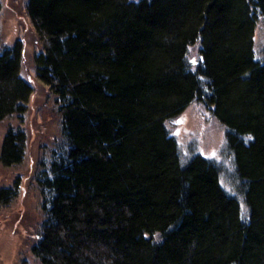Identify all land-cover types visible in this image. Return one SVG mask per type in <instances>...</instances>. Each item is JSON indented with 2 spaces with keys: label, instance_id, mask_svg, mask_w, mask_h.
Returning <instances> with one entry per match:
<instances>
[{
  "label": "trees",
  "instance_id": "1",
  "mask_svg": "<svg viewBox=\"0 0 264 264\" xmlns=\"http://www.w3.org/2000/svg\"><path fill=\"white\" fill-rule=\"evenodd\" d=\"M25 11L61 120L36 179V263L264 264V0H26ZM21 59L19 46L0 50V121L26 112ZM194 101L225 130L228 172L185 159L166 127ZM25 143L9 127L2 165Z\"/></svg>",
  "mask_w": 264,
  "mask_h": 264
},
{
  "label": "rangeland",
  "instance_id": "2",
  "mask_svg": "<svg viewBox=\"0 0 264 264\" xmlns=\"http://www.w3.org/2000/svg\"><path fill=\"white\" fill-rule=\"evenodd\" d=\"M25 5L26 0H0V50L21 48L20 76L32 87L23 117L13 115L0 121V148L9 127L20 126L26 132L22 160L11 166L0 162V190H10V198H0V264H37L31 253L41 221V195L36 179L39 171L48 167L53 151L61 142V120L55 97L35 73V56L40 47ZM263 44L264 29L258 24L255 49L260 50ZM197 51V47L188 51L193 61L197 59ZM166 127L185 159L199 153L221 161L225 168L230 165V159H223L225 130L203 103L192 102L185 111L167 121Z\"/></svg>",
  "mask_w": 264,
  "mask_h": 264
},
{
  "label": "snow or ice",
  "instance_id": "3",
  "mask_svg": "<svg viewBox=\"0 0 264 264\" xmlns=\"http://www.w3.org/2000/svg\"><path fill=\"white\" fill-rule=\"evenodd\" d=\"M247 139H251V137H248Z\"/></svg>",
  "mask_w": 264,
  "mask_h": 264
}]
</instances>
